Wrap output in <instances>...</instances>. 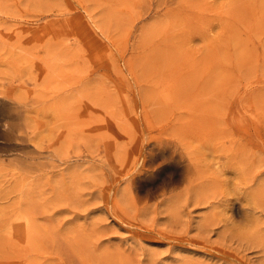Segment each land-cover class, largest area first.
<instances>
[{"label":"rangeland","instance_id":"rangeland-1","mask_svg":"<svg viewBox=\"0 0 264 264\" xmlns=\"http://www.w3.org/2000/svg\"><path fill=\"white\" fill-rule=\"evenodd\" d=\"M0 264H264V0H0Z\"/></svg>","mask_w":264,"mask_h":264},{"label":"bare ground","instance_id":"bare-ground-1","mask_svg":"<svg viewBox=\"0 0 264 264\" xmlns=\"http://www.w3.org/2000/svg\"><path fill=\"white\" fill-rule=\"evenodd\" d=\"M8 99V98H7ZM10 101V100H9ZM14 103V102H13ZM255 198V197H254ZM255 227V226H254ZM28 232V231H27Z\"/></svg>","mask_w":264,"mask_h":264}]
</instances>
